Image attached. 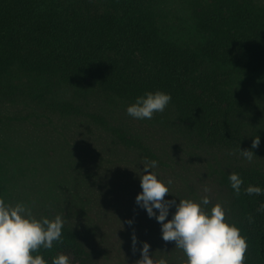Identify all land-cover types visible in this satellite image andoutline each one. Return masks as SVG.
<instances>
[{"label":"trees","instance_id":"trees-1","mask_svg":"<svg viewBox=\"0 0 264 264\" xmlns=\"http://www.w3.org/2000/svg\"><path fill=\"white\" fill-rule=\"evenodd\" d=\"M157 90L172 97L162 113L150 120L127 114L138 96ZM0 106V197L24 202L37 219L60 215L64 222L63 243L40 249L47 264L59 253L71 264H135L144 242L160 251L161 224L137 215L147 214L136 196L143 163L152 160L158 179L172 180L166 200L199 202L206 187L212 201L225 186L220 203L247 238L245 264H264V191L245 192L249 185L264 190V3L0 0ZM10 124L18 128L10 132ZM45 126L60 131L39 132ZM53 134L50 150L60 145L61 158L78 150L81 162L89 143H102L92 163L105 165L108 178L85 163L76 170L85 179L60 185L57 204L30 205L17 189L23 167L6 153L32 145L28 154L45 163ZM232 172L243 180L238 196ZM174 253L180 256L170 264H183L182 250Z\"/></svg>","mask_w":264,"mask_h":264},{"label":"clouds","instance_id":"clouds-1","mask_svg":"<svg viewBox=\"0 0 264 264\" xmlns=\"http://www.w3.org/2000/svg\"><path fill=\"white\" fill-rule=\"evenodd\" d=\"M172 97L163 91H146L127 107V114L139 120L152 119L154 113H162ZM260 137L252 140V149L258 148ZM240 154L251 161L254 153L250 149L241 150ZM141 169L140 184L142 191L136 196V203L146 209L148 216L155 217L161 224L162 238L175 242V248L182 250L186 260L183 264H245L248 250L247 238L241 234L235 223H230L224 206L212 203L205 195L198 202L192 198L166 200L170 191L167 185L152 171L157 161L144 162ZM230 185L238 196L243 180L238 173L232 172L228 177ZM209 191V189H205ZM258 186L249 185L245 192L249 195L262 193ZM211 204L209 209L207 206ZM174 206L171 219H166L169 209ZM158 210L157 212L154 211ZM264 211V204L260 206ZM251 217L249 221L251 222ZM63 219L56 215L54 219L42 217L37 219L31 209L24 203H6L0 197V264H47L40 254V249L51 250L54 242L63 243ZM132 221L129 220L128 224ZM137 238L132 237V251L136 252ZM141 258L135 264H167L161 258L156 260L150 252L147 242L143 243ZM51 264H71L69 257L59 253L52 258Z\"/></svg>","mask_w":264,"mask_h":264},{"label":"rangeland","instance_id":"rangeland-1","mask_svg":"<svg viewBox=\"0 0 264 264\" xmlns=\"http://www.w3.org/2000/svg\"><path fill=\"white\" fill-rule=\"evenodd\" d=\"M258 2L264 3V0H256ZM260 98V97H259ZM1 107V106H0ZM2 108V107H1ZM12 113V109L10 108L9 111H7L6 114ZM42 125H48V124H42ZM20 126H25L21 124ZM10 132H14L18 127H15L14 125H9ZM44 129H49L50 131L52 130L53 132H59L60 128H52L51 126H45V127H40L39 132H41ZM58 134L51 135L50 138L47 140L45 147L48 149L47 152L50 155L49 159L46 157V162L43 163L42 156L37 153H30V150L32 145L26 146V152L23 150L19 149V153L16 152L15 155L13 151H10L7 154L8 159L13 164H19L23 167V172H24V184L17 183V189L19 190V193H25L27 195L25 201H31L29 203L30 205H34L37 202L41 203H47L48 205L52 204H57L59 200L62 197H58V194L60 190H62L63 186L60 185H69V186H74L78 184V182H82L83 179H85V174L82 172H78L76 170H80L82 166L86 163V166H88L95 175H100L102 174L103 177L108 178V173L106 171V168L104 167L105 165H95L92 163V161H99L100 156L98 152V147L102 143H95L94 141L89 143L92 152L90 151L89 156L86 161L81 162L79 159L76 158H83L82 154L76 150V155H72V160L73 163H71V157H66V155H63L62 158L60 157V145H57V150L56 152H53L54 150H50L52 144L55 143V139H57ZM7 146L13 145V141L7 142ZM5 149V148H4ZM8 148H6L7 150ZM10 155V156H9ZM92 156V158L90 157ZM6 157V156H5ZM105 170V171H104ZM83 175V176H82ZM82 178V179H81ZM86 183V182H85ZM114 183V181H112ZM113 188V187H112ZM216 189V187L214 186ZM225 186L221 187L218 186V190H220V193L224 190ZM206 187L200 188L198 192L200 194H208L210 195L209 191H205ZM139 190H142L141 186L139 187ZM217 190V189H216ZM212 192L211 195L213 197V204L216 202L220 203L221 199V194L219 191ZM141 191H139L140 193ZM207 195V196H208ZM21 203H24L21 201ZM137 215L143 217V218H148V219H153L155 220V217H149L148 214H143L138 213ZM158 215V212H157ZM172 213H169L167 218H172ZM155 249V250H154ZM161 250H158V247H150V252L153 253V258L156 260H159L161 258L165 259L167 264H170V262L177 260V256H180L178 253L180 250H177L175 248V242H165L163 244V247L160 248ZM178 253L175 255V253ZM141 258V255H140Z\"/></svg>","mask_w":264,"mask_h":264}]
</instances>
